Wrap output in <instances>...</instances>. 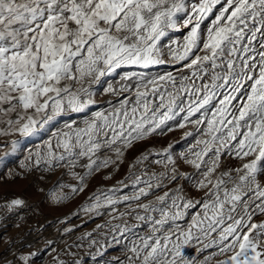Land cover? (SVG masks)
Segmentation results:
<instances>
[{
  "label": "snow or ice",
  "instance_id": "6c2138e0",
  "mask_svg": "<svg viewBox=\"0 0 264 264\" xmlns=\"http://www.w3.org/2000/svg\"><path fill=\"white\" fill-rule=\"evenodd\" d=\"M178 129V156L145 148L88 197L79 211L109 219L69 248L87 240L95 264L115 246L103 264H264V0H0V164L26 153L10 176L63 170L47 193L60 204ZM69 255L52 264H87Z\"/></svg>",
  "mask_w": 264,
  "mask_h": 264
},
{
  "label": "rangeland",
  "instance_id": "374dc122",
  "mask_svg": "<svg viewBox=\"0 0 264 264\" xmlns=\"http://www.w3.org/2000/svg\"><path fill=\"white\" fill-rule=\"evenodd\" d=\"M173 39H182V33H170ZM158 70L163 72L165 70L174 71L172 65L159 66ZM118 80V77L116 78ZM115 83V81H113ZM99 101L110 99V97L100 95L97 97ZM107 107L106 104L99 103L92 107V110H99ZM63 127V121L57 124V128ZM188 129L176 130L168 133L165 136L155 137L147 144H140L132 152L128 153L124 164L120 165L119 171L113 174L111 180H104V175L112 171L111 168L103 170L102 173L96 175L89 181V187L85 192L78 195L70 196L69 199L60 204L52 203L48 198L47 193L49 189H53L56 185L60 173L63 170H57L55 174L41 173L34 171L24 178L12 177L9 171L19 172V164L26 153H16L14 156L7 158L4 164H0V205L15 197L23 198L27 207L19 211L6 212L5 209L0 208V264L12 262V264H19L18 257L21 254H27L28 251L41 250L40 257L36 260V264H52V257L59 254L60 258L66 261L73 259L69 253H75L77 258H83L87 264H95L92 258L86 255L88 252H95V248L89 249L87 247L88 241H83V247H71L81 243L78 240L83 234L92 232L97 224L104 223L109 219L107 216L91 217L90 214H85L79 211L85 204L88 197L91 196L98 188H110L116 184L117 181L122 180L128 172V164L145 148L161 149L167 147L168 144H173L174 154L185 150L189 145L181 139L183 132ZM56 131V128L52 129ZM49 134H45L43 139H47ZM191 140V138H189ZM42 142L40 137H33L32 142L27 144L28 148L38 146ZM2 154V152H0ZM181 170L192 172L187 165L181 162ZM43 176V179L41 177ZM65 184H75L76 182L70 176H63L60 181ZM43 189V191H40ZM67 193L69 189H56ZM127 191V189L125 190ZM192 195L195 192L189 189ZM195 211V210H193ZM16 225H19L17 227ZM42 226V227H41ZM31 229V231H30ZM65 229H72L71 232H65ZM106 232L105 230H102ZM94 238L98 241L105 238L93 233ZM53 241L51 249L45 250L46 242ZM120 250L118 246L108 248L105 256L101 259V264L104 260H111L113 257L119 256Z\"/></svg>",
  "mask_w": 264,
  "mask_h": 264
}]
</instances>
